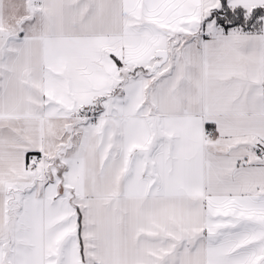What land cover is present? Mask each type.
<instances>
[{
  "label": "snow or ice",
  "instance_id": "obj_1",
  "mask_svg": "<svg viewBox=\"0 0 264 264\" xmlns=\"http://www.w3.org/2000/svg\"><path fill=\"white\" fill-rule=\"evenodd\" d=\"M0 264H264V0H0Z\"/></svg>",
  "mask_w": 264,
  "mask_h": 264
}]
</instances>
